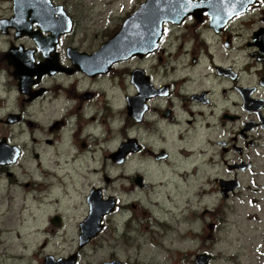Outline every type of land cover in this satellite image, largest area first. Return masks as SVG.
Segmentation results:
<instances>
[{"label":"flooded vegetation","instance_id":"1","mask_svg":"<svg viewBox=\"0 0 264 264\" xmlns=\"http://www.w3.org/2000/svg\"><path fill=\"white\" fill-rule=\"evenodd\" d=\"M260 6V25L252 31L249 40L237 46L236 31L238 25L243 24V20L239 19ZM164 25L189 26L190 36L185 35L178 44H173L163 41L164 32L152 51L116 59L106 71L98 73H88L75 66L67 49L72 48L77 53L86 54L94 51H79L70 44L65 48V58L62 56L57 45L66 34H61L54 52L57 54L58 65L65 70L32 75L24 81L13 75L15 68L8 63L5 53L14 45L24 52L30 51L35 63L44 61V57L36 42L28 35L17 37L30 39L28 46L22 42L16 44L17 42L9 41V45L2 48L0 53V61L5 62L8 74L7 81H0V110L7 112L5 119H0L2 126L14 127L24 121V112L34 114L35 108L46 106L50 109L54 105L59 113L47 125L44 140L61 155V160L64 157L69 159L66 156L69 154V161L74 160L77 166L85 164L86 173L98 176V172L103 169L98 165L97 154L102 152L103 144L109 150V146L112 147L115 143L114 149L109 150L105 156L111 162V169H124L133 157L143 152V158L148 160V171L134 170L131 174L132 181L136 190L152 194L166 185L167 182L162 180L166 175L182 178L183 175L197 173L200 167L213 169L214 165H218L224 171L216 178L219 192L224 198H228L241 187L236 176L231 175L232 171L253 170L258 162H264V0H256L245 12L233 17L218 30L210 25L206 13L197 17L188 15L177 24L166 22ZM10 30L14 32L12 28H8L7 32ZM32 30H39L44 37L49 34L34 24ZM256 31L260 33L254 37ZM219 43L225 50L221 59L215 58L216 55L220 57ZM170 46H174L176 50L174 56L170 52ZM228 55L234 57L228 59ZM122 66L125 67L120 68ZM114 69L117 70L114 75L125 77V81L112 78L115 83L110 84L109 72ZM74 73L80 75L76 76ZM2 75L1 71L0 76ZM253 75L252 81L246 80V76ZM52 79L51 84L54 82L60 87L59 92L50 96ZM21 88L25 91L22 92ZM17 101L24 106L23 109L14 110ZM56 103L62 105L58 107ZM26 125L31 127L32 122L29 120ZM119 132L123 134L121 139L116 138ZM52 133L53 137L50 136ZM12 140V135L0 134V145L16 146L18 149L15 162L0 165V186L6 192L10 191L12 185L20 182L14 166L23 149L18 144H13ZM125 142L129 143L127 151L125 149L121 158L115 159L112 154ZM58 162H50L52 187L57 181ZM97 166L100 170H97ZM260 170L264 175V168ZM115 178L117 177H112L107 172L101 174V181L103 179L106 186L102 182L90 185L84 197L85 212L74 225L76 241H80L85 229L83 222L89 213L88 196L93 189L98 191L100 200L111 197L113 203L101 215L95 231L85 229L94 233L87 243L114 241L123 232L126 241L131 238L128 225L139 220L134 213L136 205L134 202L123 201L116 194L107 193V188ZM28 185L29 182L23 183L24 187ZM45 197L43 204L47 205L49 199ZM159 203L155 202L154 206L159 208ZM144 213L143 211V219L139 221H155L159 227L157 214H149L151 217H147ZM60 215L62 216L61 212L48 216L49 228L46 233L49 236L50 232L54 236L64 227L65 221ZM56 236L65 238L66 234ZM112 258L110 261L119 259L116 256ZM107 261L109 260L99 263Z\"/></svg>","mask_w":264,"mask_h":264},{"label":"rangeland","instance_id":"2","mask_svg":"<svg viewBox=\"0 0 264 264\" xmlns=\"http://www.w3.org/2000/svg\"><path fill=\"white\" fill-rule=\"evenodd\" d=\"M144 1L51 0L53 4L62 5L72 19V29L62 36L57 49L64 58L65 48L70 44L87 53L97 50ZM262 6L239 19L243 20V24L238 25L236 31L237 46L249 40L252 31L260 25ZM12 14V0H0V19ZM164 32L163 41L178 44L183 36H190V27L164 25ZM11 40L26 46L31 43L27 38L15 40L12 30L5 34L0 30V53ZM170 49L174 56V46H170ZM218 49L220 57L216 55L215 58L221 59L225 53L221 43ZM233 57L226 56L228 59ZM5 67V62L0 61V72H3L0 81L8 80ZM116 73L115 69L109 72L110 84L115 83L112 78L125 81V77L120 78L114 75ZM253 79L254 75L246 76L247 81ZM52 81L50 96L60 87L57 83L51 84ZM56 81L59 83V80ZM55 105L60 107L62 104ZM23 108L19 101L14 105V110ZM6 113L0 110V119H5ZM57 113L59 111L54 105L50 109L42 106L35 108L34 114L24 112V121L14 127L2 126L0 122V134L12 135L13 144L23 149L14 166L20 182L12 185L9 192L0 186V264H42L43 256L47 253L55 258H66L74 253L77 256L76 264L110 261L112 256L118 257L117 260L124 264H195V254L203 252L211 255L209 264H264V175L260 173L264 162H258L253 170L232 171L231 175L236 176L241 187L228 198L219 192L216 178L224 171L218 165H214L213 169L200 167L197 173L183 175L182 178L166 175L162 179L167 182L166 185L153 194L138 191L131 174L134 170H146L148 160L143 158V152L133 157L124 169H111V162L105 156L114 149L115 143L109 146V150L103 144L102 152L97 154L98 165L103 170L98 172V176L86 173L85 164L77 166L74 160L69 161V154L66 155L69 159L64 157L61 160V155L44 140L46 127ZM29 120L31 127L26 125ZM122 137L123 134L119 132L116 138ZM51 161H59L56 164L57 181L53 187L50 180ZM74 163L75 166H72ZM97 170H100L98 166ZM107 172L117 177L107 188V193L116 194L123 201L134 202V213L139 220L143 219V211L147 217L157 214L159 227L155 221L137 220L138 224L133 222L128 225L132 233L129 241H126L123 232L114 241L91 242L79 247L74 237V225L85 212L84 197L91 184L102 182V185H107L103 179L101 181V174ZM24 182H29V185L24 187ZM45 196L49 199L47 205L43 204ZM157 201L160 202L159 208L154 206ZM58 212L62 213L65 225L56 235L66 234L65 238L46 233L49 228L48 216Z\"/></svg>","mask_w":264,"mask_h":264},{"label":"water","instance_id":"3","mask_svg":"<svg viewBox=\"0 0 264 264\" xmlns=\"http://www.w3.org/2000/svg\"><path fill=\"white\" fill-rule=\"evenodd\" d=\"M256 0H145L121 23L118 30L106 40L100 48L91 53H77L74 49H67L72 62L79 69L88 73L104 72L116 59L127 58L131 55H142L156 48L161 37L163 22L177 24L186 16L195 17L203 12L209 15L210 25L220 29L233 16L246 11ZM13 14L9 18L0 19V30L7 32L14 28V37L30 36L38 49L42 52L44 61L35 63L30 51H22L12 45L5 58L15 69L13 75L20 80L32 75L40 76L44 73L52 74L57 70H65L58 65L54 47L61 34L67 33L72 27L71 17L65 12L62 5H54L51 0H12ZM35 24L43 31L49 32L42 36L39 30H32ZM260 31L254 33L257 36ZM53 52V53H52ZM22 92V88L20 89ZM129 147L125 142L118 151L112 154L118 159ZM127 151V149H126ZM18 155L16 146L0 145V165L15 162ZM121 158V157H120ZM98 191L94 189L88 196L89 213L83 224L94 231L101 215L106 213L113 203L110 197L100 200ZM84 229L78 246L82 247L94 233ZM83 237V238H82ZM211 255L198 253L195 255V264H209ZM76 254L67 258L46 255L43 264H75ZM97 264H123L119 260Z\"/></svg>","mask_w":264,"mask_h":264},{"label":"bare ground","instance_id":"4","mask_svg":"<svg viewBox=\"0 0 264 264\" xmlns=\"http://www.w3.org/2000/svg\"><path fill=\"white\" fill-rule=\"evenodd\" d=\"M62 87V86H61ZM64 88V87H63ZM59 92V91H58Z\"/></svg>","mask_w":264,"mask_h":264}]
</instances>
